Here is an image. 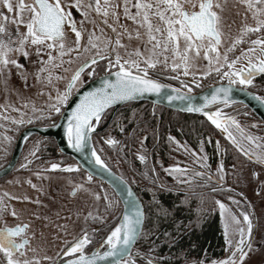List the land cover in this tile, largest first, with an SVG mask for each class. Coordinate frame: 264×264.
<instances>
[{
    "label": "snow or ice",
    "instance_id": "obj_1",
    "mask_svg": "<svg viewBox=\"0 0 264 264\" xmlns=\"http://www.w3.org/2000/svg\"><path fill=\"white\" fill-rule=\"evenodd\" d=\"M239 3L244 5L245 15L250 14L254 23H249L245 19L240 24L238 33L231 36L230 42L225 47V38L231 34V25L227 22L226 15L228 0H87V2L85 0H0V85H3V90L7 93L14 67L19 78L25 82L24 86H28V73L20 58L39 65L33 73L38 84L43 82L52 85L53 77L64 80L63 89L56 88L55 96L49 93V100L53 102L48 103L46 108L37 109L33 106V112H39V118L43 119L51 116L52 113H61V108L68 103L73 88L83 82L82 75L85 70L87 69V76L92 77L97 71V61H100L104 67L99 85L91 87L79 96L64 125L69 146L77 152L84 151L87 155L86 146L90 144L91 134L106 109L117 102L131 100L140 94L155 93L163 95L170 102L186 101L187 110L190 112H203V115L217 128L222 129L224 135L250 161L264 168V142H261L260 138L251 134L245 136L239 122L232 116H225L219 107H216L215 111L205 110L207 105L231 104L232 85L237 82L242 86L252 85L256 74H264V0H239ZM73 10L79 14V21L74 17ZM121 17L131 21L134 27L130 28ZM97 20L100 22L97 23ZM86 23L93 27L85 28ZM101 25L107 26L113 35H106ZM68 33L74 36L69 38ZM84 33H87V40L82 44ZM122 37H127L128 43H125ZM132 40H136L137 43L132 45ZM244 44L248 46L241 47ZM238 48L240 50L237 54ZM29 49L32 51L30 52ZM82 55L85 58L72 70L70 76L64 77L55 71L65 63H75ZM65 56L67 61L64 59ZM197 60L201 63L207 61L204 65L205 71H190L195 67ZM241 61L244 62L240 63ZM157 66L177 73L171 78L180 80L181 89L162 83L158 78L161 73L157 71ZM109 69L113 71H108ZM223 69L227 70L222 72ZM63 70L68 71L67 68ZM210 72L217 73L221 80L226 78L228 84L217 86L210 96L205 95L203 103L193 104L191 102L193 98L182 91L188 89L189 85L180 79V75L192 76V83H196V76H208ZM164 89H171V94L164 92ZM40 90L43 92V87ZM257 98L264 100V97ZM27 103L25 101V106ZM3 107L4 105H0V108ZM4 119L7 120L9 117L5 116ZM16 123L22 124L24 120H16ZM232 126L245 136L254 148H245L229 130ZM120 131L123 132L125 129L120 126ZM128 135L135 136V129ZM5 139L11 138L5 137ZM104 139L113 147L120 144L111 136H105ZM136 139L143 148L146 134L137 136ZM168 139L178 145V150L183 147L188 151V148L176 141L175 137L169 135ZM38 145L37 141V150ZM216 147L219 149V141L216 142ZM91 157L96 165L111 171L94 148L91 150ZM136 157L141 163H145L148 159L146 152L138 151ZM206 159V156L201 157L197 163ZM61 167L71 170L76 168V165L62 166L55 162L50 164L53 170ZM204 167L207 165L205 164ZM151 171L155 172V169ZM165 171H170L174 176H187V180H180V183H188L194 178L201 177L213 179L210 172L194 171L187 166L181 167L178 163L169 165ZM216 171L220 173L218 182L224 184L223 164L218 165ZM36 175L39 177L41 173L37 172ZM251 175L254 178L259 176L255 170ZM87 179L91 180L92 176L89 174ZM28 183L31 184V181L29 180ZM111 183L114 185V191L122 198L124 207L113 217L114 226L110 227L104 237L103 251L94 250L91 255L85 252V245L91 243V237L86 228H81L77 235L71 236L60 245V251L56 252L55 256H38L35 254L36 249L30 247L29 237L36 236L34 231L31 233L27 231L30 225L28 223L9 225L4 222L0 224V264H41L42 260L50 261L51 264H97L98 260L106 258H111V264H137L133 255L144 254L139 250L136 253L131 251L134 242L141 234L145 239L151 234L144 228L146 212L140 200L127 186L123 176L112 179ZM260 184L264 185V180H261ZM32 187L36 188L37 185L32 184ZM77 189L89 191L81 183L73 187L70 194L76 195ZM210 190L216 191L215 188ZM91 194L96 200L101 199L99 193ZM12 199L29 200L30 197H12ZM103 199L107 202L105 213L120 203V200H110L107 195ZM34 202L40 203L39 200ZM185 202L186 200L182 201ZM153 203L157 204V215L164 217L170 215L168 209L158 205L155 197ZM215 203L219 205L222 218L227 211L231 221L240 225L236 229L239 239L236 241L229 239V225L225 222V243L234 244L230 254L223 259H212L207 262L204 259L185 260V264H242L248 255L245 248L253 249L251 241L253 224L249 213H241L243 216L241 223L237 215L224 203L220 200H216ZM8 208L9 205L4 204L0 198V210ZM10 215L16 217L18 213L12 208ZM92 215L91 212L88 213V216ZM94 218L101 222L105 220L104 216ZM44 219L47 220L48 217L45 216ZM196 222L199 223V219ZM54 226L65 234L69 232L67 222ZM163 235L175 242L168 232ZM29 252L33 254L29 256ZM147 264H156V262L149 258Z\"/></svg>",
    "mask_w": 264,
    "mask_h": 264
},
{
    "label": "rangeland",
    "instance_id": "obj_2",
    "mask_svg": "<svg viewBox=\"0 0 264 264\" xmlns=\"http://www.w3.org/2000/svg\"><path fill=\"white\" fill-rule=\"evenodd\" d=\"M235 5V7H233ZM73 14L77 21H79L80 16L75 10L73 11ZM226 15L228 17V23L231 25V34L226 36L224 46L226 47L227 44L230 42L231 36H234L238 33L239 26L242 22L247 20L249 23H254L252 20V17L250 14L245 15V9L244 5L239 3V0H228V9L226 12ZM95 16V14L93 15ZM122 21L129 26L130 21L124 19L121 17ZM234 21V23H232ZM111 23V20H110ZM131 27H134V25L131 23ZM85 28H91V24H85ZM228 30L226 29V32ZM107 35V33L105 32ZM69 38H72L74 34L68 33ZM87 36V35H85ZM254 38V37H253ZM82 40H87L85 37ZM122 40H124L125 43H128L127 37H122ZM85 43V42H84ZM132 45H135L137 43L136 40L131 41ZM247 44L242 45L241 47H247ZM223 51V49H221ZM239 48L237 49V54L239 53ZM123 51V50H121ZM53 55H55V52H53ZM65 61H67V56L64 57ZM81 58H79L75 63L68 64L65 63L60 68H57L55 71L59 72L60 75L64 77H68L71 75L72 70L77 66V64L80 62ZM244 61H241L240 63H243ZM207 61H204L203 63L200 62V60H197L195 62V67L190 69L192 72H202L205 71V64ZM239 66V64L237 65ZM67 68L68 71L65 72L63 69ZM227 69H223V71H226ZM221 72V74H222ZM218 75L215 72H210L208 76H205L206 83H214L218 79ZM190 78H193L192 76H189ZM199 78V77H195ZM226 80V78L224 79ZM223 80V81H224ZM54 85V86H53ZM65 85L64 80H58L57 83H52V85L44 83L45 89L43 91V94L41 95V100L38 101V103L35 105V90L36 85H34V89L32 90L31 94L27 99H25L28 102L27 108L23 111V113L26 115V117H33L39 112H33V106L35 108H46L47 104L53 101L49 100V93H51L52 96L56 95V88L63 89ZM122 109V108H121ZM124 112H128V119L126 117L120 118L121 114ZM1 116V114H0ZM5 117V115H3ZM2 116V117H3ZM152 116V112L148 110V106L145 105H126L124 109L121 111H118L117 117L115 119V122H119V128L122 126L125 129V133H122L120 130H116L117 127L113 124V133L108 134V136H111L112 138L116 139L117 134L116 131L120 132L118 133V139L121 140L126 136H128L126 127L128 123L132 121H138L139 119H142L145 121L146 119H149ZM1 117V118H2ZM141 121V120H140ZM122 133V134H121ZM143 136V134L141 135ZM209 137V135H208ZM238 139V136H236ZM241 139V138H240ZM40 138L37 135H31L25 142L24 148L22 150V154L19 160V164L15 167L16 170L12 172L8 177L0 180V198H2L3 203L9 205L8 209L0 210V224H3L4 222H7L9 225H14L16 223H28L30 227L28 228V232H35L36 236L29 237L31 240L30 247L35 248L36 252L35 254L38 256H55V253L60 251V245L65 241L70 239L71 236L77 235L79 230L84 227L85 225V215L90 212V208L93 202V206L96 207V205L101 204L100 200H96L93 196V198H90L88 194H90V189L86 187L90 186L92 192H97L100 194L101 200L102 196L107 195L110 200L116 201V198L113 196L111 190L107 187L103 188L101 183H99L96 180H88L87 175H84L82 171L79 169H76L73 172H67V173H49L48 169L50 167V163L56 162L63 165L71 164L72 161L67 157L63 156V154L59 155V158H56L55 160H48L45 167H36L34 169H42L39 171L36 170H30L23 172L22 167V161L24 159H31L35 158L34 155H37L39 152H43L44 154L50 153L49 149H45V146H42V144L39 142ZM37 141L39 142L38 150H37ZM105 141V139H104ZM49 141H45L44 144L47 145ZM50 147H56L55 143L50 141ZM119 146V145H118ZM113 147L111 145H108L103 141H96L95 149L97 150V153L101 156V158L105 161V163L108 165V168L112 169L115 173H117L119 176H123L125 180H127L134 188L137 189V187L141 190H146L148 193H153L154 189H151L150 187L154 186L153 182H155V175L153 174V171L151 169L154 168L153 164H156L154 161L155 159L149 155V151L146 150L144 147H141L140 142L137 141L133 148V153L131 154L130 158H133V161H131L130 158H126L127 152H124L122 155H124L125 160L122 161L121 159L117 158V154L115 151H119V147ZM175 146H178L175 144ZM244 147H251L246 146ZM221 148L223 149V144H221ZM253 148V147H251ZM256 150V149H254ZM142 152L147 154L148 159L145 163H143L141 166L137 165V152ZM258 151V149L256 150ZM31 153H34L32 155ZM53 153H55L53 151ZM231 155L227 158L231 163H233V174L238 177V182L240 183V188L242 193L253 203L255 204L253 208V219H250L253 224L252 234H251V241L253 244V249H249L247 251L248 255L245 257V260L242 262V264H264V200H260V195H255V186L257 185V180L253 179L250 175V170L248 168V165L245 164V161H242L239 156L235 155L234 152L230 151ZM4 156L0 157V165L5 164V159L3 160ZM170 158L169 155H167L166 158H163L161 160L162 162L166 163L168 159ZM8 159V158H7ZM130 159V160H129ZM173 159L177 161H181L182 157H174ZM5 161V162H4ZM228 161V162H229ZM160 166V161L158 162ZM168 167V166H167ZM158 168V167H157ZM41 173V176L37 177L36 173ZM146 174V175H145ZM174 176V175H173ZM176 177V175H175ZM174 177V178H175ZM179 177V176H177ZM173 178V179H174ZM180 178V177H179ZM82 179V180H80ZM236 180V178L234 177ZM31 181V184L28 183V181ZM79 180V182H78ZM83 183L84 188L88 189L89 191H84V189H77L76 195H71V189L75 187L78 184ZM32 184L37 185L36 188L32 187ZM139 191V190H138ZM255 191V192H254ZM91 192V193H92ZM7 193L8 195H5ZM263 193V192H262ZM28 196L30 197L29 200H23V199H12V197H23ZM254 198V200H253ZM39 200L40 203L37 204L34 201ZM228 209L231 210L232 213L236 214L241 223H243V218L239 215L238 209L241 212H248L249 211L245 208H242L239 203L235 202V200H224L222 201ZM14 208L18 215L16 217H13L10 215V210ZM121 210V207L119 204L115 206L112 210L109 211V217L111 220H113V217L116 215L118 211ZM70 213V215H69ZM47 216L48 219L45 220L44 217ZM57 216H59V219H57ZM67 222L69 227L68 234H65L63 231L55 227L54 225L57 224H65ZM219 222L222 230V234L225 240V231H224V224L225 222L228 223L229 229H228V237L229 239H232L233 241H236L239 239V233L236 231L240 225L235 224L231 221L230 216L228 215V212L226 211L224 214V217H221V211H219ZM95 225V224H94ZM246 227V225H245ZM55 233V235H53ZM148 237L145 239L143 234L139 236V243L135 245L133 248L134 253L139 250L144 255H133V258L136 259L137 264H147L148 259L151 258L152 260L156 259L155 251L157 250V247H154V249L148 254L147 253V246L148 244L155 242L154 237H158L157 234L153 238L150 237L148 240ZM98 240L96 237L93 238V241L91 242L93 245L96 244ZM234 245V244H233ZM233 245H229L225 243V248L223 252V256L220 259L225 258L228 256L231 252V249L233 248ZM97 247V246H96ZM95 247V248H96ZM93 248V250L95 249ZM92 251V250H91ZM90 251V252H91ZM89 252V253H90ZM33 253L29 252V256H31ZM185 260H193L192 258H188ZM185 260L182 262L185 264ZM159 261V260H157ZM198 261V260H197ZM207 262V261H206ZM41 264H51L50 261L42 260Z\"/></svg>",
    "mask_w": 264,
    "mask_h": 264
},
{
    "label": "flooded vegetation",
    "instance_id": "obj_3",
    "mask_svg": "<svg viewBox=\"0 0 264 264\" xmlns=\"http://www.w3.org/2000/svg\"><path fill=\"white\" fill-rule=\"evenodd\" d=\"M85 2H87V0H85ZM74 11V10H73ZM95 13H93L94 15ZM74 16H76L74 14ZM100 21L97 20V23H99ZM131 21L129 23V26L131 27ZM104 28V32L107 33V35L111 36L113 35L111 33V30L107 28V26L101 25ZM93 27V25H91V28ZM21 30H23V26H21ZM87 33H84L83 38L85 37V39H87ZM82 38V39H83ZM84 42H86V40H82L81 43L83 44ZM29 51L31 52L32 50L29 49ZM121 53L123 54V51H121ZM43 55V53H42ZM35 58V55L33 53V59ZM81 60H83L85 58L84 55H82ZM21 62L24 63L25 65V69L27 70L28 73V81L27 84L28 86H24V81H22L19 76L17 75V70L13 67L12 68V75L9 79V83H8V91L7 93H5V91L3 90V85H0V105H4L3 108H0V143L1 142H7L9 140H6L5 137H10V140L14 141L11 153L6 161L5 164H1L0 165V169L2 167H4L7 162L10 159V156L12 154L15 142L19 136V134L26 128L29 127H49L52 126L53 124H55L57 122V120L59 119L63 109L65 108L66 104H64L61 108V113H52L51 116H46L45 118L41 119L40 117V113L33 116L36 118L31 117H26V115L23 113V111L27 108V106H25V99H27V97L30 96L32 90L34 89V85H36V90H35V105L38 103L39 100H41V95L43 94V92H41V87H43V89H45L44 83H37L35 80V76L33 75L34 71L36 68L39 67L38 64H32L27 60H23L22 58ZM80 60V61H81ZM79 64V63H78ZM77 64V65H78ZM106 66V65H105ZM103 67L100 61H97V71L94 72V75L92 77H88L87 76V69L85 70V73L82 75V83L80 85H78L77 87L73 88V92L72 95L73 96L78 90H80L83 86H85L86 84H88L89 82L103 76ZM108 71H113L112 69H109ZM157 71L160 72L161 74L158 76V78L161 80L162 83L164 84H171L173 86V88L176 89H181V84H180V80H174L172 79V75H176L177 73H172L170 72V70L167 69H162V66H157ZM182 69H181V73H182ZM59 73V72H58ZM218 76V75H216ZM199 78H196V83H192L193 78H190L189 76H184V75H180V79L183 80L185 83H188L189 88L188 89H182V91L188 93L189 95H196L199 94L201 92H203L205 89L212 87V86H216V85H221V84H228L227 79L226 80H221L220 77L218 76V79L216 82L214 83H206L205 81V76H197ZM53 81L54 83H57V79H55V77H53ZM235 88L238 89H243L245 91H248L252 94H254L256 97H264V74H260L257 75L256 77H253V84L252 85H245L242 86L240 85L238 82L234 85H232ZM189 89H191V91L189 92ZM5 96L7 98H5ZM70 96V97H71ZM260 101H262L264 103V100L259 99ZM126 105H133V106H148V110H150L152 112V116L149 119L146 120H150V122L148 124H156V119L158 121H160V118L164 115V114H168V115H172L175 118L177 117H188V116H195L198 119L204 121L206 124H208L212 131H209L208 134H206V136H200V137H196V138H192L191 140L188 137H177L174 136L170 133L166 134L165 137V142L167 145V155L170 156V158L168 159V161L166 163L162 162L161 160H163V158L155 151H153L151 148L148 149V143L146 142L147 140V134L146 131H144L143 136L146 134V139L144 141V148L146 150L149 151V155H151V157H153L155 159V163L153 164L155 172H153V174L155 175V182H153L152 187H150L151 189H154L153 195L156 199V195L158 193H174V194H182L184 196L188 197H199V198H209L211 199L216 208L218 209V212L220 211L219 205H217L215 203L216 200H220L221 202L224 201L225 199L228 201H232L235 200V202L239 203L240 206L242 208H245L249 211V214L251 215V219H253V208L255 206V204L253 203V201L249 200L241 191L240 188V183L238 182V177H236L233 174V163H231L227 158L231 155L230 151L234 152L235 155L239 156L240 158H242V161H245L248 165V168L250 170V175L251 172L253 170H255L259 176L257 178H254L252 175L251 177L253 179L257 180V185L255 186V195H260L259 198L260 200H264V185L260 184L261 180H264V168H262L261 165L254 163L253 161H250L249 159H247L246 157H244L241 153H239L223 136H222V129L217 128L215 125H213L207 117H205L202 114H195V113H186V112H181L178 110H174L168 107H165L163 105H159V104H155L149 101H134V102H128L125 103L121 106H119L115 112L113 113L112 118L110 119V121L108 122V124L101 130L98 131L100 128H102L106 122L109 120V117L112 113V108L108 109L105 111L104 115L101 118V121L97 124L96 126V132L93 133L92 135V144L93 146H95L96 141H104V137L108 136V134L113 133V128L110 125V123L112 122V120L115 118V115L118 113V111H122L124 109V107ZM216 107L220 108V111L222 113L225 114V116H232L234 117L240 124V127L244 129L245 132V136L248 134L253 135L254 137H258L260 138L261 142H264V122L251 110V108H249L247 105L240 103V102H232L231 104H217L214 106H211L208 109H211L212 111H215ZM122 108V109H121ZM15 109H19L20 111H16ZM8 116L9 119L5 120L4 116ZM125 115V116H124ZM128 112H124L121 114V117H126L128 119ZM3 116V117H2ZM2 117V118H1ZM154 118V120H153ZM23 119L24 123L22 124H17L16 120H20ZM145 120V121H146ZM203 122V123H204ZM158 125H160V123H158ZM179 127V126H178ZM116 130H120L119 127H117ZM232 134L236 137L238 136V141L241 142V144L244 146H251L254 148V146L251 144V142L247 141L245 139V136H242L241 133L239 131L236 130V128L234 126L230 127L229 129ZM122 132V131H121ZM118 131H116L117 137L116 140L120 141L118 139ZM122 133H125V131H123ZM121 133V134H122ZM36 135V134H35ZM169 135L173 136L176 138V141H179L181 145H185L188 148V151H185L183 147H180L178 150V146H175V142H170L168 137ZM209 135V137H208ZM39 136L40 140L39 142L42 144V146H46L45 149H51L52 147H48V145H50V141L55 143L54 139L52 137H43L40 135ZM29 138V137H28ZM27 138V139H28ZM241 138V139H240ZM26 139V140H27ZM160 138H157V141ZM126 140V136L122 139V141ZM45 141H49L47 145L44 144ZM219 141V149H217L216 147V142ZM26 142V141H25ZM25 144V143H24ZM221 144H223V149L221 148ZM55 149L57 151V153L63 154L59 151L56 143H55ZM24 148V145H23ZM22 148V150H23ZM202 148V150H201ZM246 148V147H245ZM249 148V147H247ZM95 149V147H94ZM22 150L21 153L19 155V158L14 166V168L12 169V171L5 177L1 178L0 180L8 177L12 172H14V170H16V166L19 164V160L22 154ZM257 150V149H256ZM259 151V149H258ZM55 153H48V154H44L43 152H39L37 155H34L35 158H31V159H24L22 161V165H24V167H22V171L26 172V171H30V170H42V169H34L37 166L39 167H45L46 165H48V163H46V161L48 160H55L56 158H59V155ZM65 155V154H63ZM67 156V155H65ZM174 157H182L181 161H177L175 159H173ZM206 156L207 159L206 161H201L200 163H197L198 160H200L201 157ZM1 157V154H0ZM72 163L71 164H67V165H76V168H74L73 170H71L70 172L75 171L76 169L82 170L79 165L69 156H67ZM149 157V156H148ZM160 161V166L158 164V162ZM229 161V162H228ZM56 163V162H55ZM180 164L181 167L187 166V168L189 169H193L194 171H204V172H210L213 179H208L207 177H201V178H194L193 180L189 181L188 183H180V180H187V176H179L178 175L173 176V174H171L170 171H165L166 168H168L167 166L171 165V164ZM51 164V163H50ZM49 164V165H50ZM143 163H141L138 159H137V165L141 166ZM207 165V167H204V165ZM223 164L224 166V184H220L219 181V177H220V173L216 171L218 165ZM36 166V167H34ZM16 167V168H15ZM158 167V168H157ZM62 168V167H61ZM53 170L49 167L48 172L49 173H59L60 171ZM112 170V169H111ZM83 171V170H82ZM62 173V172H61ZM67 173V172H66ZM117 174V173H116ZM193 174V173H190ZM84 175L88 174L84 171ZM175 177V178H174ZM234 177L236 178V180L234 179ZM174 178V179H173ZM93 180L98 181L99 183H101L102 187L105 188H109L105 183H103L102 181L95 179L92 177ZM82 180V179H80ZM127 181V180H126ZM79 182V180H78ZM127 183L129 184V186L133 189V191L135 192L136 196L138 197V199L140 200L141 204L144 207L145 210V205L143 202L144 197H147L148 192L146 190H141L137 187L134 188L128 181ZM87 188L90 189V194H88V196L90 198L92 197L91 194V187L87 186ZM215 188L216 191L213 192L210 189ZM110 189V188H109ZM111 190V189H110ZM113 196L116 198V200H118L117 196L115 195V193L111 190ZM263 192V193H262ZM104 196H102V200L100 199L101 204H98L95 206H93V202L90 208V212L93 214L92 216H88V213L85 215V225L83 228H86V230H88L89 232V236L91 237V242L93 241V238L96 237V239L98 240V242L96 244H88L85 245V252L89 253L91 250H93V248H95L96 246H98L103 240L104 237L106 236L107 231L110 229L111 226H114L113 220L110 219L109 217V212L105 213L104 208L106 205V201L103 199ZM153 197V198H154ZM229 197H232V199H229ZM254 200V198H253ZM255 201V200H254ZM121 209H122V205L121 203H119ZM240 209H238V213L239 215L243 218V216L241 215V211H239ZM96 216H104L105 220L103 222H101L98 219H95L94 217ZM87 217V219H86ZM95 224V225H94ZM96 230V231H93ZM28 231V230H27ZM79 233V232H78ZM77 233V234H78ZM139 237L137 238L134 246L132 247L131 251L134 253L133 248L135 247L137 241H138ZM234 247V245H233ZM104 250V245L101 247V249L99 251H103ZM249 249L245 248V251L247 252ZM155 262H159V263H163V264H168V263H164L161 261H156Z\"/></svg>",
    "mask_w": 264,
    "mask_h": 264
},
{
    "label": "trees",
    "instance_id": "obj_4",
    "mask_svg": "<svg viewBox=\"0 0 264 264\" xmlns=\"http://www.w3.org/2000/svg\"><path fill=\"white\" fill-rule=\"evenodd\" d=\"M117 114L110 123L111 126L113 124L116 127L120 125L119 122H115ZM149 122L150 120L143 121L139 119L138 121L131 120L128 123L126 127L127 134L135 129L136 135L131 137L128 135L126 140H121L119 146L117 145L119 151H115V153L119 160L124 161L125 156L130 158L137 143L136 137L141 136L144 131L147 134L148 149L151 148L162 158H166L168 152L165 142L166 134L170 133L177 137L186 136L191 140L201 135L206 136L209 131H212L208 124L195 116L175 118L172 115L164 114L160 121L156 119L157 125L153 122L148 124ZM157 138L160 139L157 141ZM13 144V140L0 143V154L4 156L3 160L6 161L9 157ZM48 147L50 146L48 145ZM49 150L50 153H53V151L57 153L54 147ZM124 152H127L125 156L122 155ZM130 159L133 161V158ZM82 172L84 173V171ZM153 197V193H148L147 197L143 199L146 212L144 228L151 233L148 235V240L150 237L153 238L155 234L158 235V237H154L155 242L146 245L148 254L154 249L153 244H155V247H157L155 260L168 264H183L182 262L188 258L198 261L200 259L210 261L222 258L225 240L219 222L218 209L211 199L195 196L187 198L182 194L172 192L158 193L155 201L158 202L160 207L168 209L170 212L169 216L164 217L163 215H157V204L153 203ZM184 200L186 202L182 203ZM197 219H199V223L196 222ZM165 232H168L175 239L174 243L163 235ZM137 243H139V240Z\"/></svg>",
    "mask_w": 264,
    "mask_h": 264
},
{
    "label": "water",
    "instance_id": "obj_5",
    "mask_svg": "<svg viewBox=\"0 0 264 264\" xmlns=\"http://www.w3.org/2000/svg\"><path fill=\"white\" fill-rule=\"evenodd\" d=\"M257 75H260V73L256 74L254 77H256ZM101 77L89 82L88 84L83 86L80 90H78L73 96L69 97L68 103L66 104V106L63 109L59 119L57 120V122L55 124H53L52 126H49V127H29V128L24 129L19 134V136L15 142V145H14V148H13V151H12V154L10 156L9 161L7 162V164L4 167H2L0 169V179L7 176L12 171V169L14 168V166H15L18 158H19V155L21 153V150L23 148V145H24V143L28 137H30L31 135H35V134L43 136V137H52L61 153L71 157L79 165V167L82 170H84L88 175L90 174L93 178L98 179V180L102 181L103 183H105L115 193L118 200H120V203H121L122 209H123V207H124L123 200L114 191V185L111 183L112 179H114L116 177H120V176L118 174H116L113 170H111L110 168L109 169L111 171L109 172L108 170L96 165L93 162V158L91 157V150L94 148V146L92 144V140H91L90 144L86 146V152H87V155H86L84 151L77 152L73 147H70L68 140H67V137L65 135L64 125L67 123V117L71 111V108L75 106V103L79 100V96L84 91H88L91 87H96L99 85ZM225 85H227V84L212 86V87L205 89L203 92H201L199 94L190 95L193 98L191 102L193 104H201V103H203V97L205 95L210 96L212 91H214L217 86H225ZM163 91L167 92L168 94H171V89H164ZM231 98H232V102H240V103L247 105L264 122V103L262 101H260L254 94H252L248 91L242 90V89L235 88L232 86ZM134 101H149V102L159 104V105H163L165 107H168V108H171L174 110H178L181 112L195 113V114H202L203 115V112H190V111H188L187 107H186V104H187L186 101H171L170 102L167 99H165L163 95L155 94V93H144V94L137 95L135 98H133L131 100L124 101V102H117V103L113 104L112 106H110V108H112V113L109 117V120L98 131H101L108 124V122L110 121V119L113 116V113L115 112V110L119 106H121L125 103H128V102H134ZM215 105H217V104H215ZM211 106H214V105H207L205 110H207V108H209ZM106 110H108V109H106ZM95 132H96V129L93 130L91 135H93V133H95ZM222 136L239 153H241L244 157H246L243 154V152H241L239 149H237L231 143V141L224 135V133H222ZM71 170H73V169H71ZM71 170H68V169H65L62 167V168L58 169L57 171L66 173V172H69ZM127 186L129 188H131L128 183H127ZM131 190L134 193V195L136 196V194L132 188H131ZM135 242H134V244H135ZM104 243H105V241L103 240L94 250L99 251L101 249V247L104 245ZM94 250H92L88 254L91 255ZM97 264H111V258H106L104 260H98ZM156 264H163V263L156 262Z\"/></svg>",
    "mask_w": 264,
    "mask_h": 264
},
{
    "label": "bare ground",
    "instance_id": "obj_6",
    "mask_svg": "<svg viewBox=\"0 0 264 264\" xmlns=\"http://www.w3.org/2000/svg\"><path fill=\"white\" fill-rule=\"evenodd\" d=\"M84 171V170H83Z\"/></svg>",
    "mask_w": 264,
    "mask_h": 264
}]
</instances>
